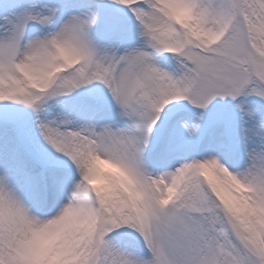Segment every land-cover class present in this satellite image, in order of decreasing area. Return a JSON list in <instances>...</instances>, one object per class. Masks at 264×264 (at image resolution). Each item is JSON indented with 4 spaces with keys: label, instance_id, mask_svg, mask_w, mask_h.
I'll return each instance as SVG.
<instances>
[{
    "label": "snow or ice",
    "instance_id": "1",
    "mask_svg": "<svg viewBox=\"0 0 264 264\" xmlns=\"http://www.w3.org/2000/svg\"><path fill=\"white\" fill-rule=\"evenodd\" d=\"M0 264H264V0H0Z\"/></svg>",
    "mask_w": 264,
    "mask_h": 264
},
{
    "label": "rangeland",
    "instance_id": "2",
    "mask_svg": "<svg viewBox=\"0 0 264 264\" xmlns=\"http://www.w3.org/2000/svg\"><path fill=\"white\" fill-rule=\"evenodd\" d=\"M104 167H107V165H103Z\"/></svg>",
    "mask_w": 264,
    "mask_h": 264
}]
</instances>
